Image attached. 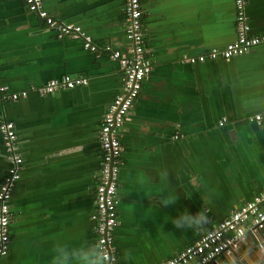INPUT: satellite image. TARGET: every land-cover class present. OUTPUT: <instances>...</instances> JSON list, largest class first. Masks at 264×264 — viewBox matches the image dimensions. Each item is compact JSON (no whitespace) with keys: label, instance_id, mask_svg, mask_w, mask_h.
Returning <instances> with one entry per match:
<instances>
[{"label":"crops","instance_id":"obj_1","mask_svg":"<svg viewBox=\"0 0 264 264\" xmlns=\"http://www.w3.org/2000/svg\"><path fill=\"white\" fill-rule=\"evenodd\" d=\"M82 37L59 36L25 0H0V78L17 100L0 102L23 158L11 197L10 249L0 264H68L97 252L95 190L99 130L125 85L107 47L130 54L125 0H43ZM151 70L120 132L122 143L114 253L117 264H162L264 191V43L229 58L189 57L224 48L238 34L234 0H142ZM250 32L264 33V0H248ZM87 84L44 93L52 78ZM12 163L0 134V185ZM198 214H201L198 216ZM195 218V219H193ZM260 242L248 229L234 243ZM252 244V243H251ZM226 264L232 251L220 254ZM225 256H228L226 258Z\"/></svg>","mask_w":264,"mask_h":264},{"label":"built area","instance_id":"obj_2","mask_svg":"<svg viewBox=\"0 0 264 264\" xmlns=\"http://www.w3.org/2000/svg\"><path fill=\"white\" fill-rule=\"evenodd\" d=\"M29 10L37 12L46 24L61 36H75L84 39V45L91 51H98V46L83 28L74 23L58 20L42 6L43 0H25ZM238 22V34L234 41L224 48H213L206 54L189 57L191 62L203 61L206 57L229 58L243 54L252 47L264 43L263 34L250 32L249 14L246 12L248 0H234ZM142 0H125L124 29L131 42L130 54L107 47L112 59L119 61L125 74L123 91L109 104L99 130L100 149L102 151L101 170L95 190L96 211L93 218L97 222V252L103 257V264H117L114 253L115 229L118 224L117 202L119 174L121 169L122 143L120 132L133 107L143 82L151 70V61L146 54L143 28ZM86 77L65 75L52 78L41 88L44 93H53L61 88H74L87 84ZM27 91L15 92L0 78V102L17 100L26 96ZM262 123L264 111L250 117ZM0 134L7 151V158L12 163L9 175L0 185V260L10 249L11 197L15 182L20 178L23 158L17 153L18 134L13 121L0 122ZM264 229V191L256 194L250 201L234 210L228 217L219 221L213 228L201 234L174 258L162 264H211L212 260L227 251L246 231Z\"/></svg>","mask_w":264,"mask_h":264},{"label":"water","instance_id":"obj_3","mask_svg":"<svg viewBox=\"0 0 264 264\" xmlns=\"http://www.w3.org/2000/svg\"><path fill=\"white\" fill-rule=\"evenodd\" d=\"M261 241L253 242L250 235L247 234V239L250 241L247 246L240 244V253L234 252V244L228 249L232 251L233 259L228 258L230 264H264V229L258 230ZM252 243V244H251ZM227 250V251H228ZM211 264H226L221 255H218L212 260Z\"/></svg>","mask_w":264,"mask_h":264},{"label":"clouds","instance_id":"obj_4","mask_svg":"<svg viewBox=\"0 0 264 264\" xmlns=\"http://www.w3.org/2000/svg\"><path fill=\"white\" fill-rule=\"evenodd\" d=\"M69 254V251L64 247H57L56 256L53 257V264H68ZM84 260L86 264H103V257L99 252H91L87 257H84Z\"/></svg>","mask_w":264,"mask_h":264}]
</instances>
